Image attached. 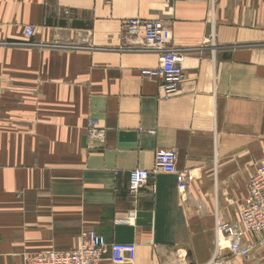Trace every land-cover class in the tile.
Wrapping results in <instances>:
<instances>
[{"label": "crops", "instance_id": "crops-1", "mask_svg": "<svg viewBox=\"0 0 264 264\" xmlns=\"http://www.w3.org/2000/svg\"><path fill=\"white\" fill-rule=\"evenodd\" d=\"M129 19L171 30L174 96L141 76L160 52ZM159 149L193 177L186 192L156 172L132 195L131 172L153 171ZM262 163L264 0H0V264L74 251L89 230L135 245L128 264H213L216 225L240 222ZM243 242L249 257L225 242L224 264H264V241Z\"/></svg>", "mask_w": 264, "mask_h": 264}, {"label": "built area", "instance_id": "built-area-1", "mask_svg": "<svg viewBox=\"0 0 264 264\" xmlns=\"http://www.w3.org/2000/svg\"><path fill=\"white\" fill-rule=\"evenodd\" d=\"M122 27L130 35H142L150 49L160 52L159 66L155 69H143L141 76L155 81L165 99L177 94L185 81V73L182 54L168 47L172 39L171 30L161 21L145 19L125 20ZM25 33L27 38H33L35 28L27 27ZM88 137L90 140L104 139L105 132L98 121H90ZM156 172L176 176L180 193L186 192L193 179L189 173L178 171L176 151L159 149L155 152L153 171L137 169L131 172L130 193L139 195L144 189H148ZM247 189L248 197L240 222L231 224L218 221L216 225L217 239L213 264H224L219 258V252L225 242L228 243L233 256L248 258L251 247L243 242L245 233L253 234L264 241V163L258 166L248 182ZM108 251L115 264L133 263L136 259L135 245L117 243L109 245L103 236L95 230H89L83 233L81 244L76 250L30 254L21 264H100Z\"/></svg>", "mask_w": 264, "mask_h": 264}]
</instances>
